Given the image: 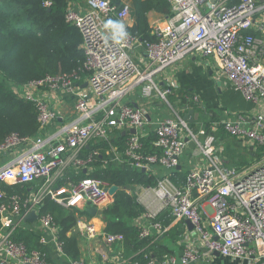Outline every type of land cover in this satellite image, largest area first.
I'll return each instance as SVG.
<instances>
[{
	"label": "built area",
	"instance_id": "built-area-1",
	"mask_svg": "<svg viewBox=\"0 0 264 264\" xmlns=\"http://www.w3.org/2000/svg\"><path fill=\"white\" fill-rule=\"evenodd\" d=\"M83 1L84 10L71 0L65 14L66 21L81 34L85 58L82 70L45 75L19 87L23 98L36 107L39 131L31 137L11 132L0 144L3 151L28 144L0 165V181L28 184L44 180L36 192L24 199L18 194L7 196L0 189V264H52L45 252L30 249L13 238L23 216L30 211L39 212L45 196L65 192L66 196H57V202L67 206L89 201V206L95 207L110 199L106 189L109 185L93 177L78 182L65 178L56 193L52 186L53 181L64 177L69 165L75 170L90 166L99 152L93 150L83 156L89 142L109 143L105 164L124 163L121 165L133 170L152 172L154 166L178 168L179 157L188 144L186 137L201 151L204 163L191 168L180 184L161 174L155 186L146 187L145 194L151 199L148 206L152 207L148 215L153 217L167 210L172 219L190 221L206 252L264 264V153L239 169L225 165L221 152L216 153L211 147L212 137L199 139L206 135L204 126L193 129L180 114L186 111L185 107L175 109L168 101L175 84L164 71L190 55L212 58L217 67L216 78L230 84L248 101H264V0H167L171 13L152 25V41H142L128 29V5L110 0ZM136 47L145 54L143 67L132 58L131 51ZM138 86L142 94L166 103L173 113L162 116L153 129L152 145L158 152L144 150L149 109L127 100ZM58 91L72 97L71 116L62 117L59 109L49 105L47 93ZM187 102L197 103L198 96L193 95ZM62 118L52 130L55 121ZM217 127L243 142L249 139L253 147L264 145V110L234 113L232 118L214 122L211 130ZM132 128L134 133L129 132ZM116 130L128 132L122 154L110 143L119 133ZM39 222L52 232L54 243L61 250L52 215L40 213ZM149 228L158 233L163 226L152 220L139 236L150 235ZM120 239V234L107 235L108 241ZM40 242L47 243L44 238ZM198 256L195 245L186 243L179 260L190 264ZM176 262L175 256L164 254L161 264ZM69 264L93 263L73 260ZM135 264L156 262L147 259Z\"/></svg>",
	"mask_w": 264,
	"mask_h": 264
},
{
	"label": "trees",
	"instance_id": "trees-1",
	"mask_svg": "<svg viewBox=\"0 0 264 264\" xmlns=\"http://www.w3.org/2000/svg\"><path fill=\"white\" fill-rule=\"evenodd\" d=\"M70 1L0 0V144L11 132L31 137L35 136L39 129L36 107L31 101L15 94L12 86L25 84L45 75L82 70L85 58L81 47V34L75 25L65 19ZM110 1L117 5L122 4L119 3L120 0ZM46 2L49 5H46ZM131 6L134 24L129 30L142 41L154 40L155 37L151 35L148 25L147 14L150 11L156 12L161 15V18L169 15L171 12L167 0H131ZM81 75L84 76V72H81ZM171 98L172 96H169L170 102ZM187 103L184 98L178 106L185 107L186 111L189 108L197 110L195 105ZM189 125L193 128L195 123H189ZM204 128L208 133L209 126L205 125ZM154 139V133L149 132L148 137L143 140L145 152L159 151L152 145ZM124 142L125 136L121 135V132L115 134L110 140V143L117 146L119 150L123 149ZM108 147L109 143L106 141L89 142L83 149V156L93 150L99 152L90 164L91 171L75 172L76 170L71 168L66 175L72 182H78L84 177H93L105 181L108 185H116L118 190L114 194L112 203L99 212L106 223L105 232L122 234L124 243L133 251L139 252L136 256L138 263H144L152 258L161 262L166 253L160 248L158 240L150 243V238H139V227L130 221L144 211L137 202L135 187L137 185L153 187L156 185L157 177L147 170H133L115 163L105 164L103 160L106 159L105 151ZM258 151L259 157L264 153V148ZM222 156L226 158L223 153ZM230 162L224 161L225 165L230 167L237 169L244 167L232 165ZM177 176L182 175L178 173ZM63 181L62 178L59 183ZM26 185L7 184L0 181V189L7 196L12 194L26 196ZM39 212L53 215L59 225L58 238L63 243L64 252L71 260L78 259L80 254L76 234L67 235L76 224V210H65L47 197ZM165 216L167 212L157 217L163 227L168 223V220L163 221ZM18 230L13 236L15 241L23 242L30 249L37 248L39 238L37 234L28 230Z\"/></svg>",
	"mask_w": 264,
	"mask_h": 264
},
{
	"label": "crops",
	"instance_id": "crops-1",
	"mask_svg": "<svg viewBox=\"0 0 264 264\" xmlns=\"http://www.w3.org/2000/svg\"><path fill=\"white\" fill-rule=\"evenodd\" d=\"M74 1L80 9L84 10L85 6L83 0ZM119 3L126 4L129 7L130 15L128 18H126L125 22L129 25L128 29H130L134 24V18L131 15V0H129V2L120 0ZM160 17L161 15L159 13L152 11L147 14L150 30L152 25L157 20H159ZM131 55L133 60L137 62L140 67H143V60H146L144 52H142L140 48L136 47L132 49ZM214 63L215 62L212 58H201L196 55H190L183 58L179 63L164 69V71L166 70L165 74L169 78V81L175 84V88L173 89L172 93L169 94L173 97V99H171V102H169L172 104V106L175 107V109H177L182 99L185 98L188 101L193 95L198 96V102L191 103V105H195L197 107V110L194 111L192 108H189L185 112H180L181 116L183 117L185 113L192 109L194 111L193 121H187L188 124L194 122V129H197L199 126H209V132L207 133L206 131L205 137L200 136L199 139L201 141H204L205 138L211 136V147L216 149V153L221 152V157H223L222 153L226 156V158L223 157L224 161H227V163L231 161L230 164L232 165L245 166L248 163L255 162L262 156H257V154L259 153L258 146L253 147L252 145L251 150H249V157L247 156L243 161H239L237 158L238 146L240 148L244 147L245 144L250 146L251 142H243L238 139L237 141L231 140L229 143H225V137L229 134L222 127H217L214 131H212L211 126L216 121L220 122L222 120L232 118L235 112L258 113L264 110V101H248L243 98V96L239 92H237L230 84L226 83L223 79L216 78L215 72L217 71V67ZM46 99L47 101H49V105L51 107L53 106L54 108H57L61 111L62 117H68L73 114L74 101L69 93L64 91L47 93ZM127 100L132 105L145 106L149 109V123H147V126L145 128V136L143 137V140L148 137L149 132L154 133L153 129L156 127L157 122L163 118L162 116H173V113L170 110L165 111L164 114L160 116V111L163 110V106L160 105V103L162 104V102H159L157 98L146 97L144 94H142V92H140L139 89H136L134 92H132L130 96H128ZM147 102L153 105H149ZM61 120H63V118L55 121V123L52 125V130L55 129V127L60 123ZM116 131L121 132V135H124L126 140L128 132H126L125 130ZM111 145L115 147L119 154H122L126 147L125 142L122 150H119V148L113 144ZM26 147H28V144L22 145L21 147L13 151L0 150V165L5 163L15 154L21 152ZM226 147H230L229 153H225ZM198 151L199 150L197 147L192 148L187 144L183 153L179 157L178 168L166 169L165 167L154 166L152 174H154L157 178L161 174H166L171 180L180 184L184 179L186 173L191 168L195 166H201L204 163V158L198 159L195 157V153H198ZM114 163L117 165L120 164L116 162ZM71 168L73 169V167L70 165L68 168H65L63 179H69L66 173L68 169ZM86 168H88V170ZM90 169L91 165L87 167L84 166V168H81L80 170H83V172L84 170L85 172H90ZM77 171L79 170L77 169L75 172ZM178 173H181L182 176H177ZM43 182L44 180H37L35 182L27 184V195L22 198H27L30 194L32 195L34 192H36L43 185ZM59 182L60 180H55L52 182L55 193L58 186H61L60 184H63L65 181H63V183ZM110 186L111 185H109V187ZM136 188L138 189L136 191L137 202L143 207L144 211L130 221L133 225L139 227L140 233V230L144 226H148V224L152 222V220L158 221L157 217L161 213L164 214V212H167V210H163L156 216L150 217L148 214L151 212L152 207L148 206V202H151V199L149 195L145 194L146 187L137 185ZM58 195L59 197H64L66 196V193L60 192L59 194H56L55 197L47 195L43 199L42 204L48 197L53 202L62 206L65 210H76V224L67 233L68 236L76 234L77 245L80 254L79 258L76 260H83L86 263L93 264H135L137 262L136 256L139 254V252L133 251L124 243L122 234H120L122 235V239L120 240H107V235L114 233L105 232L104 229L106 223L99 212L112 203L114 195L110 194L109 200L99 206H95L97 212L94 215H91L86 211V209L90 207L88 201H83L78 206H67L64 203L62 204L60 202H57ZM40 213L41 212H36L37 217L32 221L25 220L24 218L27 215L25 214L22 218V223L17 227L15 233L19 231L18 229H21L28 230L37 234V236L39 237L37 243L38 246L35 249H39L45 252V257L52 264H69V262L73 260H71L64 252L63 243L59 240V238L58 241L61 243V250L56 247L52 232L49 229L44 228V226L39 222ZM169 217L170 216L167 212V216L163 218V221L166 222L165 220H168V223H166V226L162 228L161 232L157 233L154 229L152 230V228H149L151 233L150 235L140 237L138 233V236L139 238H150V243H154V241L156 242V240H158V244L164 253L172 254L173 256H175V258L177 259V262L175 264H182L179 259L182 255L183 247L186 243H193L199 252L198 258L190 264H251V261L246 258L231 259L222 256L217 252H206V249L201 244L199 236L188 227V225L185 223V219L175 220ZM53 219L58 226V230L56 233V236H58L59 225L57 224L54 217ZM41 238H44L47 241L46 245L40 242ZM152 259L155 260L156 264H161V262L157 261L155 258Z\"/></svg>",
	"mask_w": 264,
	"mask_h": 264
},
{
	"label": "rangeland",
	"instance_id": "rangeland-1",
	"mask_svg": "<svg viewBox=\"0 0 264 264\" xmlns=\"http://www.w3.org/2000/svg\"><path fill=\"white\" fill-rule=\"evenodd\" d=\"M123 1H125V2H129V0H123ZM161 18V17H160ZM22 85L23 84H20V85H14V86H12V90H13V92L15 93V94H17L19 97H22L23 98V95H22V92L21 91H19V87H22ZM141 88V86H138L137 87V89H140ZM170 96V95H169ZM169 96H167V99H168V101H169ZM171 99H173V97L171 98ZM159 102H161V101H159ZM160 105H162L163 106V110L162 111H160V116H162V114H164V112L165 111H168L169 110V108H168V106H167V104L166 103H163L162 102V104L160 103ZM238 112V111H237ZM236 113V112H235ZM238 113H243V112H238ZM228 136V137H227ZM232 138V139H230V138ZM226 142L225 143H229L231 140H238V138L237 137H234V136H229V135H226ZM246 139V141H250L249 139H247V138H245ZM244 139V140H245ZM240 141H242L241 139H239ZM252 142V141H251ZM237 144V143H236ZM245 144V143H244ZM246 145V146H245ZM244 145V147H242V148H240L239 146H238V160L239 161H243L244 159H246V157L248 156V154H249V150H251V148H252V144L250 145V146H248L247 144H245ZM260 148H264L263 146H259L258 145V150L260 149ZM229 150H230V147H226V153H228L229 152ZM262 154V153H261ZM230 155H232V154H230ZM260 156V155H259ZM195 157L196 158H198V159H201V158H204V156H203V154L201 153V151H198V153H195ZM233 157H234V155H233ZM249 157V156H248ZM138 189L135 187V192L137 191Z\"/></svg>",
	"mask_w": 264,
	"mask_h": 264
},
{
	"label": "water",
	"instance_id": "water-1",
	"mask_svg": "<svg viewBox=\"0 0 264 264\" xmlns=\"http://www.w3.org/2000/svg\"><path fill=\"white\" fill-rule=\"evenodd\" d=\"M193 114H194V111H193L192 109H190L187 113H185V114L183 115V118H184L185 120L191 122V121H193ZM134 131H135L134 128L130 129V132H131V133H134ZM185 141H187L189 147H192V148L195 147V143H194L193 141H191V140H188L187 137L185 138ZM84 172H85V170H84ZM106 189H107V191L109 192V194L114 195V194L116 193L118 187H117L116 185H111L110 187H108V188H106ZM88 204H90L89 201H88ZM86 211H87L89 214L94 215V214H96L97 209H96L94 206H90L89 208L86 209ZM36 217H37L36 212H35V211H31V212H29V213L25 216L24 219H25V220L32 221L33 219H36ZM185 223L188 225V227H189L190 229H193V226H192V224L190 223V221H189L188 219H185ZM217 253H218V252H217Z\"/></svg>",
	"mask_w": 264,
	"mask_h": 264
}]
</instances>
